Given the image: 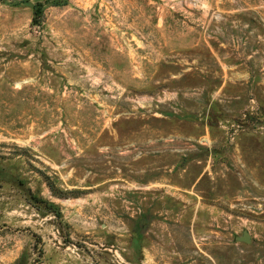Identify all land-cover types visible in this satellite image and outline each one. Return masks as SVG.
Here are the masks:
<instances>
[{
    "label": "rangeland",
    "instance_id": "obj_1",
    "mask_svg": "<svg viewBox=\"0 0 264 264\" xmlns=\"http://www.w3.org/2000/svg\"><path fill=\"white\" fill-rule=\"evenodd\" d=\"M0 264H264V0H0Z\"/></svg>",
    "mask_w": 264,
    "mask_h": 264
},
{
    "label": "water",
    "instance_id": "obj_2",
    "mask_svg": "<svg viewBox=\"0 0 264 264\" xmlns=\"http://www.w3.org/2000/svg\"><path fill=\"white\" fill-rule=\"evenodd\" d=\"M236 240L249 243L251 241V236L247 231H243L241 236L236 237Z\"/></svg>",
    "mask_w": 264,
    "mask_h": 264
}]
</instances>
